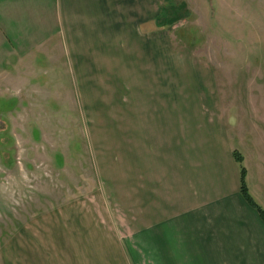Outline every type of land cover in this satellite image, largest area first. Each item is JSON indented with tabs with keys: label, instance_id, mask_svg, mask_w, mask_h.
I'll return each instance as SVG.
<instances>
[{
	"label": "crops",
	"instance_id": "1",
	"mask_svg": "<svg viewBox=\"0 0 264 264\" xmlns=\"http://www.w3.org/2000/svg\"><path fill=\"white\" fill-rule=\"evenodd\" d=\"M163 14L162 0H0V78L37 56L72 64L109 198L64 206L51 225L37 221L35 237L22 229L38 251L27 261L264 264V221L241 193L236 160L264 210V106L237 126L205 63L173 55ZM103 92L115 97L107 124L120 148L105 155ZM103 204L124 218H103Z\"/></svg>",
	"mask_w": 264,
	"mask_h": 264
},
{
	"label": "rangeland",
	"instance_id": "2",
	"mask_svg": "<svg viewBox=\"0 0 264 264\" xmlns=\"http://www.w3.org/2000/svg\"><path fill=\"white\" fill-rule=\"evenodd\" d=\"M162 4V22H173L167 29L173 55L182 62L188 57L197 64L204 62L213 72L223 111L233 108L237 126L243 118L248 124L255 118L252 107L264 106V0H162ZM4 74L0 78V264H36L27 261V256L38 253L35 241L20 240L22 229L29 227L35 237L37 221L51 225V216L64 206L89 198L93 203L105 198L108 204L109 198L103 197L99 184L98 154L89 144L80 81L72 64L65 58L57 64L37 56L25 69L10 66ZM175 81L180 86V79ZM109 98L113 101L107 110ZM88 99L91 103L93 96ZM114 99L103 92V112L97 114L103 115V128L99 127L103 136L98 134L103 155L120 151L116 129L107 124L115 117ZM103 210V218L110 221L124 218L117 207L112 211L103 204ZM39 243L42 247V239Z\"/></svg>",
	"mask_w": 264,
	"mask_h": 264
},
{
	"label": "trees",
	"instance_id": "3",
	"mask_svg": "<svg viewBox=\"0 0 264 264\" xmlns=\"http://www.w3.org/2000/svg\"><path fill=\"white\" fill-rule=\"evenodd\" d=\"M178 21V20H176ZM174 21V22H176ZM173 22H170V25H172ZM236 160L237 162L239 163L240 167H241V173H242V186H241V193L243 194V197L246 199V201L252 205L253 207L257 208L261 217H262V220L264 221V210L260 209L257 207V205L254 203L253 199L251 198L249 192H248V189H247V186H246V183H245V178H244V175H245V169L244 167L242 166L243 164V159L240 155H236Z\"/></svg>",
	"mask_w": 264,
	"mask_h": 264
}]
</instances>
